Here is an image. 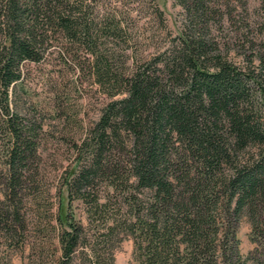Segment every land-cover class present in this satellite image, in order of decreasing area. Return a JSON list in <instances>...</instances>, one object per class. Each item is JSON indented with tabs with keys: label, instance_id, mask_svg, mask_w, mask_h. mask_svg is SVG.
I'll use <instances>...</instances> for the list:
<instances>
[{
	"label": "trees",
	"instance_id": "trees-1",
	"mask_svg": "<svg viewBox=\"0 0 264 264\" xmlns=\"http://www.w3.org/2000/svg\"><path fill=\"white\" fill-rule=\"evenodd\" d=\"M175 2L184 10L178 32L139 60L134 35L147 28L134 15L167 26L156 0H0V238L8 247L33 244L26 212L41 193L45 130L26 101L27 65L59 51L109 100L74 143L80 165L59 189L52 263L86 255L88 264H116L129 235L135 264H264V0L238 35L240 63L211 27L233 22L239 6L250 14L248 0ZM244 220L254 244L247 254Z\"/></svg>",
	"mask_w": 264,
	"mask_h": 264
},
{
	"label": "rangeland",
	"instance_id": "rangeland-1",
	"mask_svg": "<svg viewBox=\"0 0 264 264\" xmlns=\"http://www.w3.org/2000/svg\"><path fill=\"white\" fill-rule=\"evenodd\" d=\"M156 2L164 12L167 26L164 27L153 14H146L141 18L136 15L133 17V20L146 22L147 28L144 36L133 34L135 41L132 47L139 60L147 58L164 45L171 32L176 34L184 21V10L175 0ZM259 4L260 0H248L250 14L239 6L234 10L233 22L223 20L221 29L214 24L211 27L219 47L238 63L242 60L237 45L240 42L238 35L241 36L247 15L251 21L256 18L254 11ZM223 9L227 10L226 7ZM64 60L65 56L55 51L44 61L27 65L25 85L29 96L26 101L29 107L34 108L37 117L43 118L45 130L40 145L41 193L28 206L26 212L31 228L29 239L35 249L30 244L25 249L10 248L0 238V264H53L49 239L57 233L51 223L55 222L54 216L59 208V189L66 175L80 165L74 143L81 142L86 128L99 118L101 108L109 100L98 84L94 83L88 71L80 70L71 62L66 64ZM99 186L100 194H106V184L100 182ZM72 208L78 219L88 222L86 205L82 200H73ZM251 230V224L244 220L239 232L244 254L254 247ZM115 256L116 264H135L134 240L131 236L126 235L118 244ZM75 264H88L87 256L80 255Z\"/></svg>",
	"mask_w": 264,
	"mask_h": 264
}]
</instances>
